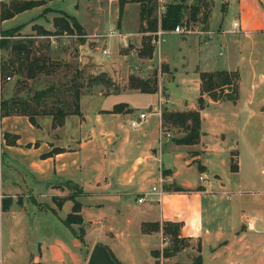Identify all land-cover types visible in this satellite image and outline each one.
Returning <instances> with one entry per match:
<instances>
[{
	"label": "crops",
	"instance_id": "obj_1",
	"mask_svg": "<svg viewBox=\"0 0 264 264\" xmlns=\"http://www.w3.org/2000/svg\"><path fill=\"white\" fill-rule=\"evenodd\" d=\"M42 1L43 3L18 12L0 23L16 20L23 13L34 12L25 21L14 25L20 27L19 33L26 34L31 33L32 24L52 31V18L60 13L77 17V2L73 3L74 14H70L61 8V0ZM193 1L169 0L167 4L182 3L189 6ZM230 3L235 12L232 22L237 21L239 25L237 32L247 36L249 43L251 42L246 73L233 56L229 57V63L226 59L228 57L217 51V31L226 30L221 22L210 27L211 12L209 15L207 12L205 21L200 17L195 23H191L197 26L201 21L202 25L207 24L208 29L199 28L200 30L216 31L213 41L206 40L204 43L205 36H200L201 34L166 36L170 45L165 46L168 53H163L162 60L169 67L170 79L165 80L164 84L156 80V90L153 93L157 94V105H147L146 110L140 111L145 113V119L134 127L128 122L129 130L114 123L115 118L127 115L126 110L132 109L126 102H120L125 105L119 112H111L115 104L106 107L92 105L93 109L89 111L91 117L87 114L82 116L79 105V120L73 128L67 127L68 121H74L73 114L65 116L62 124L54 127L49 115L35 116L34 124L24 115H0L2 136L5 132L12 136V141L3 146L1 156L7 163L0 168V222L5 224L7 231L26 226L27 217L33 211L31 205L28 207V201L22 199L26 198V194L23 193L22 198L18 199L16 196L27 191L28 197L41 196L40 200L51 201L59 210L66 205L63 217L58 216L55 210L46 209L50 212L49 216L45 213L47 227L52 228L54 233L58 229L66 230L76 237L75 229L70 230L62 222L72 205L69 193L63 191L62 183L66 181L79 190L73 196L80 205L78 214L81 223L77 228L82 227L84 233L86 230L83 227L86 224L90 229L99 220L107 219L111 222L109 232L114 237L125 239L122 245H117L116 242L101 243L118 264H122L120 246L129 249L135 242L143 244L147 241L150 242V254L158 244V237L166 242L167 238L162 236L160 229L141 231V224L144 222H158L160 225L163 221L178 222L179 237L188 242H198L199 251L191 252L200 254L201 264H205L202 258L204 250L207 252V264H264V173L257 177L251 168H247L249 172L244 173L239 152L233 147L235 144L224 145V122L215 117L208 119L209 115L202 110L203 105L199 112L200 133L196 143L176 144L172 141L175 138L173 135L161 138L160 134L161 85L165 89L166 102V90L171 83L184 84L183 78L188 75L198 88L200 71L226 70L237 72V86L240 74L246 75L250 80L252 95L258 88H264V0L225 1L226 6ZM199 15L200 12L196 17ZM139 20L138 18L140 34L127 40V43L123 41L122 46L132 43L133 46L130 47L137 53L138 65H144L151 62V56H148L144 47V38L149 30H143L145 21ZM121 55L124 56V53L121 52ZM100 70L110 77H117L116 72L109 68L102 66ZM149 74V71L137 73L141 78ZM111 81L114 82L113 79ZM1 95L3 93L0 89V97ZM81 96L82 94L80 98ZM221 102L208 99L205 103L218 107ZM172 106L166 105L171 110L192 109L196 105H181L178 109ZM259 109H264V98ZM43 117L47 119L44 126L40 123V118ZM205 118L207 120L204 124ZM171 129L173 128L167 131L170 133ZM176 130L182 134L181 129ZM37 131L41 133L39 136ZM194 146H198L197 153L193 152ZM231 157L236 163L235 171L230 169ZM213 165L219 168V172ZM201 173L205 176L199 180ZM41 181L46 182L43 192L33 195L31 185ZM152 185L161 188L163 194L157 196L149 193ZM177 188L185 190L177 191ZM249 193L256 194V197H243ZM205 194H219L227 199L220 223L213 216L209 220L204 218ZM85 197L88 199H84ZM138 197H143V200L137 202ZM209 204L211 211H214V202L211 200ZM41 210L42 208L39 209ZM88 210L97 214L96 219L85 215ZM38 253L40 254L39 249ZM151 259L155 264L154 258ZM36 263L41 264L36 260L31 262Z\"/></svg>",
	"mask_w": 264,
	"mask_h": 264
},
{
	"label": "rangeland",
	"instance_id": "obj_2",
	"mask_svg": "<svg viewBox=\"0 0 264 264\" xmlns=\"http://www.w3.org/2000/svg\"><path fill=\"white\" fill-rule=\"evenodd\" d=\"M61 1L59 0V2H61V8L70 14H74L75 12L73 3H78L76 5L78 13L76 12L77 17L75 21L82 28V35L75 34V36L68 38L36 37L35 45L36 43L40 45L37 53L50 57V60L54 62L63 63L64 66H61L62 68L58 67L56 71L49 76L38 75L30 80H25L14 73H7L10 76L8 80L4 78L5 76H0V89L1 93H3L0 98L5 99L10 97L14 90H18V94L22 97H30L36 90L66 81L69 75H73L75 71L80 72L83 78L82 81L85 82L86 76L104 73L100 70L103 66L107 69H111L112 72H116L117 77H115V75L114 77H110L104 73L112 83L111 85L105 86L98 84L82 86L80 88V95L82 94V96L81 98L79 96L80 112L82 116L87 114L88 117H91L89 111L93 109L94 105L106 107L120 102H126L127 105H131L132 109L127 111V115H121L115 118L114 123L129 130V120L135 118L138 112L146 110L147 105H157L158 97L156 93H142L135 90H128L126 88L127 77L130 73L137 76V73L143 74L144 72L146 73V71H149V73L154 71L156 80H159L162 84L165 83V80H169V67L167 64L165 65L162 60L163 53H168L165 49V46L168 44V38L165 37L158 56L156 54L151 55V62H149V64L145 63L144 65H138L137 53L133 47H130L133 46V44L123 45V47L122 43L123 41L127 43V40L134 39L140 34V27L137 22L139 18L138 8L142 0H124L121 6H119L120 0ZM167 1L169 0H166V2ZM209 1L210 6L206 11H208V15L211 12L210 27H214L221 22V25L224 27L223 29L226 30L217 31L216 35L218 37L216 36L215 38V40L217 39V51L226 55L228 58H226V56L224 57L228 59V61L230 60L229 57L233 56L235 61H239L238 65L241 70L246 73V68L249 63L248 49L251 42L249 43L247 36L230 31L232 20L235 18L232 4L230 3L226 6L227 4H225V1L228 0ZM33 13L34 12L23 13L20 14L16 20L7 21L4 24L0 23V29L9 28L18 22L25 21L27 17ZM136 15H138V18H136ZM153 15H155L154 10ZM200 22L201 21L198 23V25H201L200 27L195 24H192V26H196L195 29H208L207 24L202 25ZM112 27H115L118 32L123 34L124 38L105 37L104 33ZM74 33L77 32L74 31ZM215 33L216 31L212 30L211 38L207 39V37H205L206 40L213 41ZM19 34L20 36L15 38L29 37L32 31L31 33ZM191 35L196 36L200 34L191 33ZM200 36L203 35L201 34ZM108 43L110 44L108 45ZM168 45H170V43ZM102 49L108 51L107 56L101 54ZM121 52L124 53V56L121 55ZM230 62L231 61H229V63ZM136 64L142 69H136ZM99 66L101 68H99ZM64 75L67 76L64 78ZM111 79H113L114 82H112ZM183 79L184 84L176 83L175 81L176 85L171 83L167 87L166 92L168 98L165 103H163L166 96L165 89H162L164 86H160V105H173L172 108L178 109L181 105L193 106L196 104L195 99L198 95L197 85L192 82L191 76L187 75ZM186 81L187 84H185ZM251 89L249 78L244 74H240L236 99L223 100L220 106L217 107L211 106L213 104L205 103L206 100H208L205 96L204 108L202 110L209 115L208 119L215 117L220 118V121L224 122V133L226 136L224 145L228 146L235 144L233 147L239 152L244 173L249 172L247 168H251L250 170L254 169L255 175L258 177L263 176L264 173V109H259L262 99L264 98V88H258V91L254 93V95L250 93ZM4 93H7V95ZM88 97H90V99H88ZM45 102L49 104V99H46ZM73 119L74 121L67 122V127L73 128L77 120H79L77 115H73ZM206 120L207 118L204 119V124ZM45 121H47L45 117L40 118L42 126H44ZM176 129L177 128L171 129L170 137L172 135L173 137H177L181 134ZM1 133L2 132H0V168H3L7 163L5 158L1 156L3 153V146L9 141H12V136L7 132H5L6 136H2ZM36 134L39 136L41 133L37 131ZM165 137L166 136H164V138ZM193 152H198V146L193 147ZM213 166V168L219 172V168L216 165ZM209 176L210 174L208 178H210ZM45 183L46 182L41 181L31 185V193L33 195H39L38 193L43 192ZM62 185L64 186L63 191L69 193L70 197H73L79 192L77 187L70 182L63 181ZM244 192L247 191L244 190ZM23 193L27 195L26 198L21 197ZM39 197L42 198L41 196L30 198L28 197L27 191L21 192V194L16 196L17 199L22 198L24 201L27 200L29 203L28 207L31 205L33 211L29 214L30 216L27 217L25 227L21 229L16 227V229L7 231L5 224L0 222V264H31L33 260L39 261L41 264H88V255L94 244L101 245V243L108 244V242H116L117 245H122L123 240H125L114 237L113 233L109 232L108 227L111 225V222L107 219L99 220L97 224L90 229H88V224H86L83 227L86 231L82 234L81 241L66 230L60 231L58 229L57 233H54L52 232V228L47 227L48 220L45 217V213L49 216L50 212L46 209L55 210L58 216L63 217L67 206L63 205L61 210H59L51 201L43 202ZM243 197L252 199L256 197V194L249 193ZM84 199H88V197ZM203 199L204 218L209 220L210 217L213 216L216 217L217 223H220L225 213L223 208L226 205L227 199L219 194H214L213 196L205 194ZM211 200L214 202V211H211L209 206ZM40 208H42L41 211H39ZM86 212L85 215L88 214L91 218L96 219L97 214H94L92 210ZM70 227L75 229L76 235L79 234V228H77L76 224H71ZM80 229H82V227ZM149 243L150 242L147 241L143 244L135 242L129 249L126 247L121 248L120 246L119 250L121 251L120 256L122 258V264H153L151 259L153 257L149 254ZM157 243L158 244H156V247L153 249L158 251L155 254V259H157V262H154L155 264H187L191 262L194 256V252L191 251L196 249L195 241H182L180 244L181 246L176 252L168 257H163L160 251L162 249H167L169 252L171 243L168 240L164 242L160 237H158ZM38 249L40 250V254L38 253ZM169 253H171V251ZM206 253V250L202 253L205 264H207ZM48 259L51 261H48Z\"/></svg>",
	"mask_w": 264,
	"mask_h": 264
},
{
	"label": "trees",
	"instance_id": "obj_3",
	"mask_svg": "<svg viewBox=\"0 0 264 264\" xmlns=\"http://www.w3.org/2000/svg\"><path fill=\"white\" fill-rule=\"evenodd\" d=\"M124 0H120L121 6ZM144 3H143V2ZM139 5L140 21H145L143 30L152 31L156 27V17L153 15L154 0H142ZM43 3L42 0H0V21L12 17L14 14L29 9ZM210 6V1L194 0L189 6L182 3L167 4L164 13L159 19V26L162 29L169 30L176 24L188 23L202 17L206 20V11ZM201 13L199 17L196 15ZM53 30L49 31L37 24L31 25L32 34L29 37H20L19 26L0 29V76L10 77L9 74L14 73L21 76L25 80L34 79L38 75L49 76L56 71L58 67L62 68L63 63H57L50 60V57L37 53L40 45H35L36 37H55L59 38L63 35H82L80 25L75 18L60 13L52 18ZM76 31L77 33H74ZM149 36L144 38V47L147 54L151 56V46L148 42ZM48 47V44H47ZM37 50V51H36ZM10 57H9V56ZM9 73V74H7ZM67 75H64V78ZM4 77V78H5ZM79 71H75L73 75H69L68 79L54 85L36 90L30 97H22L18 94V90H14L13 94L8 98H0V115H24L34 124V117L37 115H49L51 117V125L59 126L67 115H80L79 113V96L82 86H91L102 84L109 86L112 83L104 73L86 76L85 82ZM199 87L198 95L195 99V108L183 110H171L165 105L160 110V131L162 137L168 132L169 128L181 129L182 134L172 138L176 144H193L199 138V112L204 105V97L212 101L234 100L237 97V81L238 75L233 71L214 70L200 71L198 73ZM126 88L142 93H153L156 90L155 72H151L144 78L138 75L129 74L127 77ZM49 99V104L45 102ZM165 103V100H163ZM125 104H115L111 112H119ZM126 111H129L128 109ZM168 130V131H167ZM6 136V134H4ZM8 142V141H7ZM10 143V141L8 142ZM230 169L236 170V163L230 159ZM177 191L185 189L177 188ZM72 205L70 211L62 219L63 224L70 230L71 224L79 225L81 217L78 214L79 203L71 197ZM59 205V204H58ZM179 223L163 221L160 225L158 222H144L141 224V231H158L160 229L162 236L166 237L171 243L169 253L167 249H162L161 256L168 257L178 250L185 238L179 237ZM73 231V230H72ZM83 230L79 229L76 235L78 240H82ZM196 252L199 251V244L196 243ZM158 251L151 250L150 255L157 262L156 253ZM115 264H118L113 256L109 253ZM37 264V263H36ZM187 264H201L200 254H194L191 262Z\"/></svg>",
	"mask_w": 264,
	"mask_h": 264
},
{
	"label": "built area",
	"instance_id": "obj_4",
	"mask_svg": "<svg viewBox=\"0 0 264 264\" xmlns=\"http://www.w3.org/2000/svg\"><path fill=\"white\" fill-rule=\"evenodd\" d=\"M166 5H167L166 0H154V13H155V17H156V27L154 30L146 32V35L149 36L148 42H149V45L151 46V55L156 54L158 56L160 54L159 53L160 47H161L162 43L164 42L167 34H180V35H182V34L198 33V34L204 35L205 37H207V39L211 38V30H200L199 28L195 29L196 26H192L191 22L176 24V25H174L173 28H171L169 30L162 29L159 26V19H160L161 15L164 13ZM238 30H239L238 22L233 21L231 23L230 31L231 32H237ZM72 36H75V34L74 35H63L62 37L68 38V37H72ZM104 36L109 37V38L117 37L118 39L124 38L123 34L118 32L115 29V27L109 28L108 31L106 33H104ZM204 43H206V38H205ZM101 54H103L104 56H107L108 51L106 49H102ZM135 68L136 69L138 68V70L142 69L138 65H136ZM5 79L8 80L9 77H5ZM144 119H145V113L139 112V113H137L135 118L129 120V125L131 127H134V126L138 125V123ZM160 134H161V131H160ZM164 136L169 137L170 133L166 132L164 134ZM161 138H162V135H161ZM204 176L205 175L201 173L198 176V179L201 180ZM149 193H153V194H156L157 196H161L163 194V190L159 187L152 185L150 187ZM142 200H143V197H138L136 199L137 202H141Z\"/></svg>",
	"mask_w": 264,
	"mask_h": 264
},
{
	"label": "water",
	"instance_id": "obj_5",
	"mask_svg": "<svg viewBox=\"0 0 264 264\" xmlns=\"http://www.w3.org/2000/svg\"><path fill=\"white\" fill-rule=\"evenodd\" d=\"M88 264H115L108 251L100 244H94L87 259Z\"/></svg>",
	"mask_w": 264,
	"mask_h": 264
}]
</instances>
